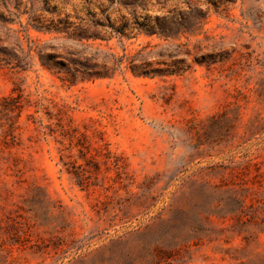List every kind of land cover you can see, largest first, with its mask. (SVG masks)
Returning a JSON list of instances; mask_svg holds the SVG:
<instances>
[{"label": "rangeland", "instance_id": "374dc122", "mask_svg": "<svg viewBox=\"0 0 264 264\" xmlns=\"http://www.w3.org/2000/svg\"><path fill=\"white\" fill-rule=\"evenodd\" d=\"M0 264H264V0H0Z\"/></svg>", "mask_w": 264, "mask_h": 264}, {"label": "trees", "instance_id": "16d2710c", "mask_svg": "<svg viewBox=\"0 0 264 264\" xmlns=\"http://www.w3.org/2000/svg\"><path fill=\"white\" fill-rule=\"evenodd\" d=\"M59 23L63 24L59 27H54L56 30H62L69 32L70 27L74 25L73 22H70L68 19H59ZM142 30L146 32L147 34H154V33H159L161 35L169 36L171 34V30L169 27H167L163 23H159V25H153L150 23H142L141 25ZM35 27L42 29L44 28V25H38L35 24ZM48 29L50 27H47ZM112 31L116 32L122 36H127L125 31L120 28H114L111 26ZM71 36L74 38H78L80 40L87 38H93L97 39L100 36V32L97 31V29H87V28H82V27H77L75 28V31L71 33ZM40 57L42 61V65L49 69L52 70L56 73L63 72L65 74L64 78L65 80L70 81L71 83H75L78 78L81 80H87L95 77H99L102 75V72L100 69H97L95 65H90L89 64V59L82 61L79 58H70L68 60H65L62 58V56L56 52H43L40 51ZM138 68V67H137ZM136 67L133 68V70H137ZM145 74H148V71H144Z\"/></svg>", "mask_w": 264, "mask_h": 264}]
</instances>
